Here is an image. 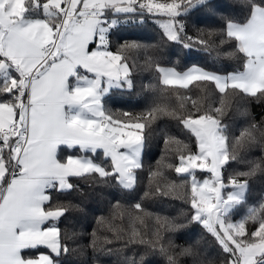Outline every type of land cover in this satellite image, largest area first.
Listing matches in <instances>:
<instances>
[{
  "label": "snow or ice",
  "instance_id": "1",
  "mask_svg": "<svg viewBox=\"0 0 264 264\" xmlns=\"http://www.w3.org/2000/svg\"><path fill=\"white\" fill-rule=\"evenodd\" d=\"M243 4L245 16L226 19L225 28L219 30L227 38L221 44L235 42V51L225 55L243 54V70L221 74L192 66L178 72L157 65L164 85L214 86L220 106L209 102L204 107L193 101L194 112L177 114L167 106H156L134 114L114 112L106 105L114 92L135 88L134 65L126 54L145 46L133 41L113 49L111 36L121 25L164 17L156 22L167 40L186 48L199 44L211 52L216 46L205 37L217 35V30H198L191 37L182 19L200 7L211 10L210 0H0V264H62L60 258L73 251L68 246L73 236L62 231L58 221L77 206L55 200L53 193L79 191L75 181L88 178L133 189L138 170L144 167L141 157L148 131L161 115L177 119L195 137V150L169 137L166 144L174 146L171 150L178 154L179 164L174 167L162 159L156 171L149 168V187L154 186L157 196L181 194L190 213L184 214L187 224L157 216L155 242L146 241L135 227L148 215L142 203L134 205L142 215H132L117 202L112 218L127 214L132 225L127 242L138 240L155 249L163 239L160 229L176 233L197 224L222 249L223 264H264V199L247 208L240 220L232 219L248 188V180L241 177L261 170L262 163H253L248 173L227 180L223 175L241 149L264 145V131L257 136V125L230 138L222 122L238 97H264V0H243ZM201 91L202 100L209 99L207 87ZM165 167L191 176L190 193H180L186 187L183 183L160 186ZM197 169L210 177L198 180ZM100 222L119 239L114 224L103 218ZM250 222L253 228L248 227ZM109 243L107 237L101 240L93 233L94 251ZM167 243V247L159 245L166 264H181V258L205 264L196 245L177 246L172 239Z\"/></svg>",
  "mask_w": 264,
  "mask_h": 264
},
{
  "label": "trees",
  "instance_id": "2",
  "mask_svg": "<svg viewBox=\"0 0 264 264\" xmlns=\"http://www.w3.org/2000/svg\"><path fill=\"white\" fill-rule=\"evenodd\" d=\"M163 3L166 0H159ZM170 2V0H167ZM210 7H200L183 17L187 26V35L196 37L198 30H217V35L210 39L216 46L214 50L208 52L203 46L193 44L192 47H184L181 43L167 40L163 34V29L156 22L164 17H145L143 23H128L121 25L111 36L113 49L118 44L125 42H137L144 45L141 49L129 50L126 54L128 63L134 65L132 68L135 88L130 91H117L112 94V99L107 102V107L114 112H131L139 114L156 106H167L168 111L175 110L177 114L186 111H195L192 108L193 101L201 103L204 107L209 102L213 107L219 105V94L214 86L189 85L188 89L177 85H164L161 82L157 65L163 68H174L178 72L186 71L192 66L204 67L208 70L227 74L231 71L243 70V54L237 53L233 58L225 55L235 51V42L227 41L221 44V40H226L225 35L219 34L220 29L225 28L226 19L241 20L246 14L243 0H210ZM123 19V17H121ZM187 44L190 41L185 40ZM151 59V62H150ZM202 87H207L211 96L207 100H202L205 93ZM231 91V90H229ZM181 105L184 107L182 108ZM222 122L228 126L229 136L238 137L240 132L249 127L257 125V136L260 131H264V97L240 96L233 101L231 108L226 110L222 117ZM169 137H175L195 150V137L184 130L179 121L172 116L161 115L148 131L146 144L143 149L142 160L144 167L138 170V183L131 190H121L98 183L93 178L75 181L79 184V191L70 193H53L55 200L70 203L77 207L71 208L58 224L63 230H67L73 239L68 241L71 251L68 255L62 256V264H95L98 262L108 264H166L165 257L159 252V245L162 243L168 246V240L172 239L177 246L196 245L200 258L208 264H223L225 254L215 242L213 237L206 232L201 225L192 224L176 233H170L165 229H160L163 239L156 244L153 249L152 244H141L137 240L128 243V237L132 230L127 214L123 218H112L114 205L119 202L132 215H138L134 205L142 203L145 216L144 223L135 225L141 237L146 241H154L152 233L156 230V217H167L175 219L176 223L187 224L186 215L190 213V208L181 194H171L169 196L155 195L154 186L150 190L148 170L156 171L158 162L162 159L165 163H170L174 167L179 164L178 154L171 150L166 144ZM264 145L259 143L241 149L238 158L231 161L223 170L225 180L236 173H248L253 163H262L261 170H257L250 176L241 177L248 180V188L245 190V200L237 206L232 215L234 221L240 220L247 214V208L258 206L264 199ZM173 168H163L164 177L161 180V187L165 183L175 182L185 184V190L190 193L191 176L188 174L177 175ZM196 175L202 180L210 173L202 172L199 169ZM145 192H150L148 197ZM110 221L119 229V239L117 233L109 231L106 223ZM249 228L254 225L250 222ZM93 233L103 240L107 237L111 243L104 246V250L94 251L91 247ZM198 242V243H197ZM174 251H178L176 248ZM143 258V259H142ZM181 264H193L191 258H181Z\"/></svg>",
  "mask_w": 264,
  "mask_h": 264
},
{
  "label": "rangeland",
  "instance_id": "3",
  "mask_svg": "<svg viewBox=\"0 0 264 264\" xmlns=\"http://www.w3.org/2000/svg\"><path fill=\"white\" fill-rule=\"evenodd\" d=\"M231 72H233V71H231ZM230 73V72H229ZM142 155H143V151H142ZM142 158V157H141ZM198 170V169H197ZM197 170H196V172H197ZM211 175V174H210ZM210 175L209 176H205V177H203L202 178V180L204 179V178H206V177H210ZM196 178L198 179V180H200V177H198L197 175H196ZM95 264H108V263H102V262H98V263H95Z\"/></svg>",
  "mask_w": 264,
  "mask_h": 264
}]
</instances>
